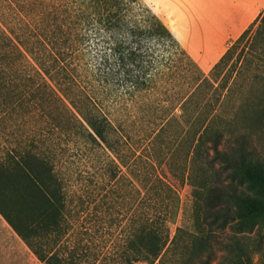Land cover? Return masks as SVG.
<instances>
[{"label":"trees","instance_id":"obj_1","mask_svg":"<svg viewBox=\"0 0 264 264\" xmlns=\"http://www.w3.org/2000/svg\"><path fill=\"white\" fill-rule=\"evenodd\" d=\"M255 47L259 57L264 11L206 73L145 0H9V11L0 0V197L9 213L0 210L44 264H74L50 242L65 219L71 150L105 149L114 186L133 170L132 142L166 146L174 123L187 130L186 173L178 185L166 155L159 165L147 156L123 264H264L254 260L260 243L244 237L264 225V154L254 142L264 105L229 104L257 63L247 54ZM185 183L197 230L182 241L184 227L174 232L169 221Z\"/></svg>","mask_w":264,"mask_h":264},{"label":"rangeland","instance_id":"obj_2","mask_svg":"<svg viewBox=\"0 0 264 264\" xmlns=\"http://www.w3.org/2000/svg\"><path fill=\"white\" fill-rule=\"evenodd\" d=\"M145 1L151 4L149 0ZM3 5L9 11V0H3ZM151 5L153 6V4ZM187 6L191 10L196 6L200 11L197 23L194 22L192 17H189V22H187L189 25V31H187L191 33L194 40L198 38L199 42H195L197 45H195L196 51L194 53L185 44L183 45L199 62L203 70L209 73L214 63L203 65L197 55L203 56L206 53L202 49L206 48L205 45L209 43L216 44L219 41L220 24L231 20L238 12L231 6L221 4L215 0H200L199 3L188 1ZM155 10L157 11L156 8ZM263 11L264 7L260 13ZM159 14L167 21L163 14ZM195 27L196 31L194 30ZM7 28L9 29V25ZM256 28L257 24L251 31L252 37L255 35ZM234 40L233 37L229 39L228 46ZM244 43L241 44L238 51ZM253 50L252 53L247 51V54L259 65L257 67L253 63L239 77L238 83L241 84L242 82L243 85L238 86L234 100L229 102L231 104L234 101L233 106L246 104L248 108L255 109V107L258 108L264 105V47L258 49V52H260L259 57L254 55L257 50L256 47ZM243 112V109H241V114ZM171 131L170 142L164 146L157 141L150 152L148 149H143L141 143L132 142L129 151L132 152L134 160L133 170L127 177H122L114 186V179H112L105 164L107 155L105 149L86 150L77 146L71 150L70 158L65 164L70 171L68 172L70 178L65 219L60 231L52 233L50 241L59 254L70 258L74 264L124 263L126 245L133 236L136 226L133 218H135L139 208L140 194L137 191L139 181L136 172L145 163L147 156L152 154L154 161L159 165V160L166 155L168 160L167 171L178 185L182 183L186 173L184 166L188 151L187 130L182 124L174 123ZM254 142L257 150L264 154V128L255 130ZM6 143L5 145H9V140ZM67 166H64V169H68ZM158 169L161 171L160 166ZM180 196L181 201L178 212L169 221V224L174 232L177 226L184 227L185 230L181 232V238L182 241H185L189 240L190 234L197 230L194 217V197L189 192L186 183L180 190ZM0 205L9 213V206L4 203L1 197ZM11 214L14 215L12 212ZM233 231L234 229L230 226L217 229L215 231L216 236L212 237V241L215 242L216 238L226 239ZM55 235L57 237L56 241ZM244 237L251 245H259L260 243L255 251L254 260L256 263H264V225L246 232ZM221 252V246L217 245V259L220 257ZM130 256L135 263H139L134 260L132 251ZM41 262L44 264L42 260Z\"/></svg>","mask_w":264,"mask_h":264},{"label":"crops","instance_id":"obj_3","mask_svg":"<svg viewBox=\"0 0 264 264\" xmlns=\"http://www.w3.org/2000/svg\"><path fill=\"white\" fill-rule=\"evenodd\" d=\"M157 11L165 16L167 24L174 30L181 42L185 44L193 53L195 42L189 33V17L198 22L199 10L195 6L189 9L188 1L199 3L200 0H149ZM221 4H226L237 10V14L229 21L220 24L218 31L219 41L215 44L209 43L202 48L206 53L202 59L208 58L218 52L217 58L212 61L214 64L228 48V40L237 38L259 15L264 7V0H215ZM188 30V31H187ZM196 31V27L194 29ZM184 32L188 34V40L184 37ZM194 40V41H193ZM196 54V53H195ZM198 59L200 55L198 56ZM201 61V60H200ZM202 62V61H201ZM0 264H42L37 254L32 250L28 243L16 231L9 219L0 210Z\"/></svg>","mask_w":264,"mask_h":264},{"label":"bare ground","instance_id":"obj_4","mask_svg":"<svg viewBox=\"0 0 264 264\" xmlns=\"http://www.w3.org/2000/svg\"><path fill=\"white\" fill-rule=\"evenodd\" d=\"M184 34H185L184 35L185 39L188 40L189 39L188 36H187L188 34H186V32H184ZM217 54H218V52H215L214 55H212V56H210L208 58H204V59H202V57L200 56L199 60L202 61L203 65H210V63L217 58V56H218Z\"/></svg>","mask_w":264,"mask_h":264}]
</instances>
